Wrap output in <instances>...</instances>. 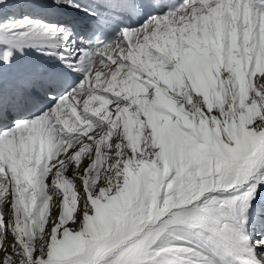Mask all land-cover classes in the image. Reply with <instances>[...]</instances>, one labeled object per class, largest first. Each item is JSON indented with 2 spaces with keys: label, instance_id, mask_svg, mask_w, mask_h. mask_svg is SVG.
Instances as JSON below:
<instances>
[{
  "label": "snow or ice",
  "instance_id": "obj_1",
  "mask_svg": "<svg viewBox=\"0 0 264 264\" xmlns=\"http://www.w3.org/2000/svg\"><path fill=\"white\" fill-rule=\"evenodd\" d=\"M0 264H264V0H0Z\"/></svg>",
  "mask_w": 264,
  "mask_h": 264
},
{
  "label": "rangeland",
  "instance_id": "obj_2",
  "mask_svg": "<svg viewBox=\"0 0 264 264\" xmlns=\"http://www.w3.org/2000/svg\"><path fill=\"white\" fill-rule=\"evenodd\" d=\"M71 172H72V170H71V169H69V175H71Z\"/></svg>",
  "mask_w": 264,
  "mask_h": 264
}]
</instances>
